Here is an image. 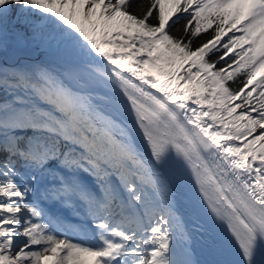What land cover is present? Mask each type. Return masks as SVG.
<instances>
[{
    "label": "snow or ice",
    "instance_id": "1",
    "mask_svg": "<svg viewBox=\"0 0 264 264\" xmlns=\"http://www.w3.org/2000/svg\"><path fill=\"white\" fill-rule=\"evenodd\" d=\"M198 246L264 264V0H0V264Z\"/></svg>",
    "mask_w": 264,
    "mask_h": 264
},
{
    "label": "bare ground",
    "instance_id": "2",
    "mask_svg": "<svg viewBox=\"0 0 264 264\" xmlns=\"http://www.w3.org/2000/svg\"><path fill=\"white\" fill-rule=\"evenodd\" d=\"M68 221V220H67ZM197 252H198V259L200 260V256H199V250H198V248H197ZM201 261V260H200Z\"/></svg>",
    "mask_w": 264,
    "mask_h": 264
},
{
    "label": "water",
    "instance_id": "3",
    "mask_svg": "<svg viewBox=\"0 0 264 264\" xmlns=\"http://www.w3.org/2000/svg\"><path fill=\"white\" fill-rule=\"evenodd\" d=\"M125 116H127V113H125Z\"/></svg>",
    "mask_w": 264,
    "mask_h": 264
}]
</instances>
